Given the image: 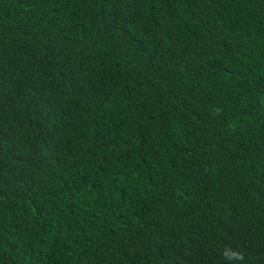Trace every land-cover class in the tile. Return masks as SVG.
<instances>
[{
  "label": "trees",
  "instance_id": "obj_1",
  "mask_svg": "<svg viewBox=\"0 0 264 264\" xmlns=\"http://www.w3.org/2000/svg\"><path fill=\"white\" fill-rule=\"evenodd\" d=\"M0 264H264V0H0Z\"/></svg>",
  "mask_w": 264,
  "mask_h": 264
},
{
  "label": "clouds",
  "instance_id": "obj_2",
  "mask_svg": "<svg viewBox=\"0 0 264 264\" xmlns=\"http://www.w3.org/2000/svg\"><path fill=\"white\" fill-rule=\"evenodd\" d=\"M223 255L226 260H239V261L244 260V254L242 252L232 250L230 248L225 249Z\"/></svg>",
  "mask_w": 264,
  "mask_h": 264
}]
</instances>
